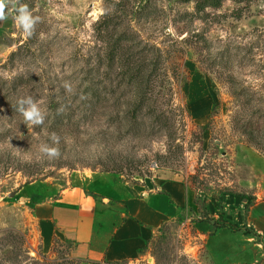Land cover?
Wrapping results in <instances>:
<instances>
[{"label": "rangeland", "instance_id": "obj_1", "mask_svg": "<svg viewBox=\"0 0 264 264\" xmlns=\"http://www.w3.org/2000/svg\"><path fill=\"white\" fill-rule=\"evenodd\" d=\"M20 5L39 20L25 34L6 5L0 264H77L69 241L44 244L18 190L102 175L140 190L181 180L193 196L194 205L165 222L137 258L116 264H216L197 233L202 221L264 244L250 217L264 198V0ZM28 98L42 124L19 111ZM44 145L58 155L42 152Z\"/></svg>", "mask_w": 264, "mask_h": 264}, {"label": "crops", "instance_id": "obj_2", "mask_svg": "<svg viewBox=\"0 0 264 264\" xmlns=\"http://www.w3.org/2000/svg\"><path fill=\"white\" fill-rule=\"evenodd\" d=\"M5 13L0 35L10 26L6 7ZM18 191L44 244L49 247L53 238L69 241V255L77 264H116L137 258L165 222L194 205L181 180H160L155 190H140L102 175L63 186L33 181ZM250 217L256 233L264 235V198L251 205ZM196 226L216 264H246L257 258H263L260 264H264V244L253 242V237L226 227L213 231L207 221Z\"/></svg>", "mask_w": 264, "mask_h": 264}, {"label": "clouds", "instance_id": "obj_3", "mask_svg": "<svg viewBox=\"0 0 264 264\" xmlns=\"http://www.w3.org/2000/svg\"><path fill=\"white\" fill-rule=\"evenodd\" d=\"M17 0H0V20L6 19L5 7L7 4H11L13 8L18 12L15 16L16 24L23 28L25 34L30 35L34 25L38 22L39 17H33L31 12L28 10L27 5H20L16 8ZM21 107L19 111L23 114L26 121L31 124H42L44 121V114L36 102L31 98L21 100ZM26 105V107H25ZM52 139L58 141V137L53 134ZM41 151L48 154L49 156L58 155L56 148H50L47 145L41 147Z\"/></svg>", "mask_w": 264, "mask_h": 264}, {"label": "trees", "instance_id": "obj_4", "mask_svg": "<svg viewBox=\"0 0 264 264\" xmlns=\"http://www.w3.org/2000/svg\"><path fill=\"white\" fill-rule=\"evenodd\" d=\"M213 225H214V223H213ZM216 227H226V226L225 225H220V226L216 225ZM214 230H216L215 226L213 227V231Z\"/></svg>", "mask_w": 264, "mask_h": 264}, {"label": "water", "instance_id": "obj_5", "mask_svg": "<svg viewBox=\"0 0 264 264\" xmlns=\"http://www.w3.org/2000/svg\"><path fill=\"white\" fill-rule=\"evenodd\" d=\"M14 195V192L10 193V196H13Z\"/></svg>", "mask_w": 264, "mask_h": 264}]
</instances>
